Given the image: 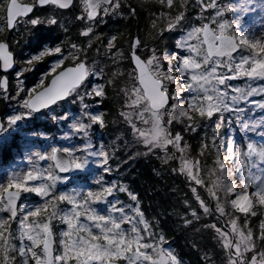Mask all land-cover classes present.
Wrapping results in <instances>:
<instances>
[{
	"label": "snow or ice",
	"instance_id": "6c2138e0",
	"mask_svg": "<svg viewBox=\"0 0 264 264\" xmlns=\"http://www.w3.org/2000/svg\"><path fill=\"white\" fill-rule=\"evenodd\" d=\"M155 2L160 10L151 14L155 17L152 27L160 18L165 21L156 36L181 30L172 50L163 55L139 36L131 40L125 55L116 44V35L104 40V33L96 31L106 23L105 17L122 15L117 11L121 8H127L130 16L137 14L126 0H0L4 17L0 33L5 29L18 32L23 25L30 33L29 42H37L23 60L32 67L13 71L17 60L12 45L19 41L15 37L0 41V99L15 100L19 107L0 119V145L14 135L25 142L29 138L51 140L37 129L26 131L23 121L38 113H45L54 123L66 121L70 113L57 116L47 111L65 101L78 104L79 114L68 125L72 132L61 138L71 141L75 136L84 141L82 145L52 144L46 151L30 149L0 165V264H184L163 231L157 230L159 223L154 226L146 218L138 194L123 182L106 179L113 171L109 161L114 151L110 155L102 143L91 140L94 127H107L106 112L99 106L108 98V89L117 87L122 97L119 117L147 149L145 155L159 150L162 155L157 158L163 163L177 162L171 171L185 178L203 215L214 218L204 228L214 232L226 264H264V217L250 226L257 210L264 209V0ZM74 4L80 11L69 23L79 22L78 38H87L84 43H67V35L55 41L40 35L42 28L66 34L68 27L55 12L37 15V9L68 10ZM192 9L196 11L189 16ZM94 41H99L94 52H103V58L113 64L120 58L131 62L126 77L133 81L130 86L119 85L117 76L123 75L119 69L106 78L105 66L95 60L89 63ZM46 58H51L48 71L25 91L24 73L34 71ZM197 120L214 125L211 136L204 133L199 149L203 156L211 147L216 156L215 167L206 169L207 182L200 161L188 158L190 145L176 130L183 124V132H195ZM222 127L227 132L220 137ZM92 166L99 169L94 187L58 190L70 180L62 174L87 172ZM197 188L215 202L214 208ZM121 193L130 203L120 199ZM218 193L223 194V201ZM225 203L232 212L226 211ZM184 205L188 214L184 224L199 222L202 217L197 209L187 199ZM221 217L230 218L222 221ZM56 220L64 225L58 234L53 228ZM201 261L216 264L209 252Z\"/></svg>",
	"mask_w": 264,
	"mask_h": 264
},
{
	"label": "trees",
	"instance_id": "16d2710c",
	"mask_svg": "<svg viewBox=\"0 0 264 264\" xmlns=\"http://www.w3.org/2000/svg\"><path fill=\"white\" fill-rule=\"evenodd\" d=\"M230 1L231 0H227V2ZM126 2L131 5V7L136 8L137 14L135 16H130L127 8H121L119 11L122 15H119L118 18L113 16L116 14L107 16L105 19L106 23L101 24L96 30L104 33L102 39L106 40L108 36L113 34L116 35L117 46L124 48L127 53L131 40L136 36H139L145 44L147 42H155L156 44L161 41L158 47L159 51L173 47L174 40L181 34V30H179L180 32L165 33L162 37L156 36L158 25L156 24V28L152 27L151 21L155 19V17L151 14L159 11L160 6L155 0H126ZM195 11L196 9H192L189 16H192ZM49 14L50 13L48 12L45 16ZM125 15L128 17V27L122 22V18H125ZM160 19L157 21L159 22ZM70 24L72 23H67V25L64 24L68 27V32L66 34L61 30L48 31L43 29L42 32L41 29L40 35L51 41H55L57 37L64 39L65 35H67L69 37L67 43H84L87 38H78L79 26L73 27ZM5 31V35L8 36L10 40L15 37V39L19 41L18 44H13V46L16 49H19V51L23 50L22 53H25L27 50L36 49L37 42H29L30 33L26 32L25 28H19L18 32ZM98 43L99 41H94L93 48L89 50V63L95 60L99 65L105 66L106 76H111V73L115 72L117 66H120L121 72L126 70L124 63L119 61V63L113 64L111 60L103 58V52L96 54L94 49ZM165 43L166 45H164ZM49 59L51 58H46L43 62V72L45 68L48 69ZM65 64H69V62L67 61ZM127 76L128 75L125 77ZM125 77L118 75L117 80L120 86H123V80ZM233 83L242 82L234 81ZM118 90V87L115 90L108 89V98L99 106L100 110L106 112L105 118L106 121H108V124L107 127L103 129L99 128L98 131L111 138V149L112 152L114 151L115 153L110 164L113 171L107 176V180H114L118 184L123 182L131 191L138 194V198L141 201L140 206L146 218L152 220L154 226L156 222L159 223V228L157 230L163 231L166 241L173 249H175L176 254L184 264H202L201 257L205 252H209L213 256L216 260V264H226L225 259L220 255V249L217 247V242L214 239V232L211 229L204 228L205 224L213 223L214 218L212 216L203 215L202 211L198 209L197 204L193 201L192 193L189 190L185 178L180 175H175L171 171V169L178 167L177 162L175 160H170L165 164L161 159L157 158L162 155L159 150H157L156 154L145 155L144 153L146 151L144 150V146L136 144V146L129 147L123 138H121V133L124 132L128 134L129 130L125 126L126 123H124L118 115V112L122 107V97L117 95ZM96 99L99 100L100 98ZM7 112L8 101L0 99V119L4 118L7 115ZM215 119L216 117H213V120ZM196 124L199 125V128L195 132H192L190 129L187 132H183V124L178 126L176 130L182 132L185 141L190 145V148L186 153L188 158L194 161H200L201 175L205 179L207 178L206 169L211 166L215 167L213 161L216 156L211 147L205 151L203 156L199 155V149L201 142L204 139V133L207 132L208 136H211V128L214 125L211 121L205 122L203 120H197ZM48 125L43 124V131H52V127ZM54 132L55 130L53 131V134ZM226 132L227 129L222 127L219 130V136L223 137ZM97 135V133L94 134L96 137ZM12 146H17L16 141ZM135 150H139V152H136ZM2 153V157L0 156V164L4 165L10 161L9 159L12 155L10 149L4 150ZM197 190L200 191L202 197H205V201L209 204V207L214 208V201L208 199L205 193L199 188H197ZM221 195L223 194L221 193ZM120 198L121 200L130 203L125 194L121 193ZM185 199L189 201L192 208L197 209L198 214L202 217L199 222H194L192 225L187 226L184 224L183 219L188 215L185 211ZM225 209L227 212H232L227 204L225 205ZM257 212L258 215L251 218L250 226L258 225L259 220L264 217V209H258ZM232 215L238 214L232 213ZM188 218L191 219V216L189 215ZM228 218L221 217L220 219L223 221ZM242 221L243 216L241 215V222ZM217 226H219V224ZM255 230L256 229L254 228V231ZM168 244H166L165 247H167Z\"/></svg>",
	"mask_w": 264,
	"mask_h": 264
},
{
	"label": "rangeland",
	"instance_id": "374dc122",
	"mask_svg": "<svg viewBox=\"0 0 264 264\" xmlns=\"http://www.w3.org/2000/svg\"><path fill=\"white\" fill-rule=\"evenodd\" d=\"M52 12H55V14L57 13L54 10H50L49 13H52ZM60 15L61 14L59 13L57 15V17H59ZM113 16H116L118 18L119 15H113ZM127 18H128L127 15H125V18H122V22H123V24L125 26L128 27V25H127L128 19ZM105 19H106V17H105ZM156 24L158 25L157 28H162V27L165 26V21H164L163 18H161L160 21L159 22L157 21ZM177 31L180 32L179 30H176L174 32H177ZM165 33L167 34L169 32H165ZM165 33H164V35H165ZM170 33H172V32H170ZM125 43H126V41H125ZM160 43H161V41H159L156 44H155V42H153V43L152 42H147L146 44L149 45L150 47L151 46H155L157 48V52H158L159 55H163L165 52H169L173 48V47H169V48L167 47L168 48L167 50H163V51L160 50L159 51L158 47H159ZM164 45H166V43ZM126 46H128V45H126ZM173 46H174V43H173ZM122 49L124 50V48H122ZM128 51H129V46H128ZM124 53H125V55H127V52L125 50H124ZM143 55L147 56L148 53L145 52ZM119 61L124 63L125 69L128 72H130V70H131V62L129 60L123 59V58H120ZM164 66L167 67V62H164ZM117 69L120 70V66H117L116 70ZM126 70L122 71V73H123L122 76L123 77L128 75V72ZM47 71H48V69H46V71L44 73H46ZM41 76L42 75H39L38 78L35 80V82H34L35 85L40 80ZM9 77L11 79V84H13L12 74H10ZM107 77H109V76H106V78ZM22 79H23L24 87H25L27 77L24 76ZM117 79H118V76H117ZM235 82H238V81H235ZM45 83H46V81H45ZM132 83H133V81H131L130 79H127L126 77L123 80V85H129L130 86ZM33 86L34 85H29V87L27 89L25 88V91H27L28 89H30ZM185 95H187V94L185 93ZM21 96H23V93H21ZM76 108L79 109V105L78 104H72V103H68L67 101H65V102L59 103L58 105H54V106H52L51 109L47 110L49 112L50 111H54L57 116H59V115H61L63 113H67V112L70 113L71 115H73V117L69 116L68 120L60 122V123H54L50 118H48V116L45 113H38V114H36V116L32 117L31 119L24 120L23 121V125L25 126V130L26 131H32L34 129H37V130L39 129V131L47 133L48 135H50L52 137V139L51 140H48V139L32 140V138H29V142H25V141L21 140L20 135H14V136L10 137L9 143L4 144V145H0V156L2 157V155H3L2 152L4 150H9L10 149L12 157L9 160L11 161L13 159V157L16 156L18 153L22 154L23 152L28 151L30 149H32V150L39 149L41 151H46L47 148L50 145H52V144L67 146L69 143H71V144H76V145H82L84 143V141H82L79 138H76L75 136L72 137L71 141L64 140V139L61 138L65 133H71L72 132V130L68 127V125L70 123L74 122L76 117L79 114L78 110ZM18 110H19V107H18L17 102L15 100L8 101V112H7V115H11V114H13L14 111H18ZM75 110H76V112H75ZM93 110H96V106L95 105L93 106ZM43 123L47 124V125L49 124L48 126L52 127V131H50V130H47V132L43 131V125H42ZM125 126L129 130V133L126 134V133L122 132L120 136L128 144V146L129 147L136 146V144L140 145V146H143V144L139 143L133 137V135L131 133V129L127 126V124H125ZM54 130H55V132L53 134ZM98 130H99V128H97V127H94L92 129V133H91L92 142L94 144H101L102 143L105 146V148L107 150H109L110 155H111V153H112L111 138L109 136H107L106 134H104V133L102 134ZM96 133L98 134L97 137L94 136V134H96ZM22 134L23 133H21V135ZM15 141L17 143V146H12V144ZM41 143H43V144H41ZM9 144H11V145H9ZM144 150L147 151L146 148H144ZM135 151L139 152V150H135ZM41 163L45 164L47 162H41ZM109 163L111 164V160L109 161ZM7 164H4V165H7ZM211 167H213V166H211ZM98 172H99V169H97L95 166H92L87 172L75 171V172H71V173H68V174H62V175H68L70 177V180L66 184L59 185L58 186V190H71L72 188H79V187H94L92 182H93V180L95 178V174L98 173ZM107 176L108 175H106V179H107ZM205 181L207 182V178H205ZM218 195L221 196V200L223 201V195H221V193H218ZM33 199H38V198L33 197ZM214 204H215V202H214ZM226 204L227 203L224 204V207H225ZM12 227L15 228L16 225L13 224ZM62 227H64V225H62L59 220L54 221V223H53L54 233L58 234L60 228H62ZM58 240H59V236L57 235V241Z\"/></svg>",
	"mask_w": 264,
	"mask_h": 264
},
{
	"label": "flooded vegetation",
	"instance_id": "af4514ba",
	"mask_svg": "<svg viewBox=\"0 0 264 264\" xmlns=\"http://www.w3.org/2000/svg\"><path fill=\"white\" fill-rule=\"evenodd\" d=\"M20 2H25V0H20ZM50 10H53L51 8V6L49 7H46V8H40V9H37L36 10V13L37 15H44L48 12H50ZM56 11V16L60 13V17H57L58 20H62L63 21V24L67 25V23H69V21H73L75 19V15L80 11L79 7L77 5L74 4V6L68 10H54ZM119 11V10H118ZM2 12L3 10L0 9V24H3L4 23V17L2 15ZM120 12V11H119ZM76 24L72 23L70 24L71 26L75 27V26H79V22H75ZM19 28H24L23 25H20ZM7 30V29H5ZM8 31V30H7ZM6 32V31H5ZM5 32L4 33H0V41L4 40L5 37H8L5 35ZM9 32V31H8ZM42 32H43V28H42ZM54 34V33H53ZM9 38V37H8ZM10 40V38H9ZM12 47L15 49V53H16V60H17V67L15 70L13 71H16L17 69L19 68H23V67H32L30 65H26L23 60H24V57H26L30 52L34 51V50H27L25 53H22L23 50L19 51V49H16L13 45ZM37 47V46H36ZM22 55V56H21ZM65 63H67V61H65ZM65 66H68V64H65ZM47 68L44 69V72L46 71ZM43 63H40V64H37L35 65V70L34 71H28V72H25L23 77L26 76L27 77V80H26V85H25V88L27 89L29 87V85H35V80L38 78L39 75H42L43 73ZM11 73H9L10 75ZM51 77H49L48 79H50ZM9 80H10V84H11V79L9 77ZM28 84V85H27ZM47 84V80H46V83ZM12 85V84H11ZM10 85V86H11ZM3 119V118H2Z\"/></svg>",
	"mask_w": 264,
	"mask_h": 264
},
{
	"label": "bare ground",
	"instance_id": "6f19581e",
	"mask_svg": "<svg viewBox=\"0 0 264 264\" xmlns=\"http://www.w3.org/2000/svg\"><path fill=\"white\" fill-rule=\"evenodd\" d=\"M76 109H77V108H76ZM77 110H78V109H77ZM75 112H76V110H75ZM67 113H68V112H67ZM70 116H72V117H73V115H70ZM38 122H39V121H38ZM46 122H47V121H46ZM43 124H44V123H43ZM43 124H42V125H43ZM34 128H35V127H34ZM38 130H39V129H38ZM41 144H43V143H41Z\"/></svg>",
	"mask_w": 264,
	"mask_h": 264
},
{
	"label": "water",
	"instance_id": "95a60500",
	"mask_svg": "<svg viewBox=\"0 0 264 264\" xmlns=\"http://www.w3.org/2000/svg\"><path fill=\"white\" fill-rule=\"evenodd\" d=\"M16 67H17V64H16ZM16 69V68H15ZM15 69H13V70H15ZM68 174V173H67Z\"/></svg>",
	"mask_w": 264,
	"mask_h": 264
}]
</instances>
